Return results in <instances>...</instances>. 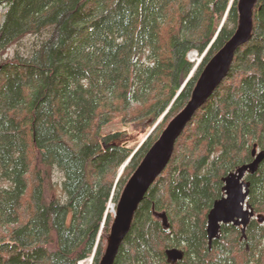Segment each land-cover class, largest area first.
<instances>
[{
  "label": "trees",
  "instance_id": "obj_1",
  "mask_svg": "<svg viewBox=\"0 0 264 264\" xmlns=\"http://www.w3.org/2000/svg\"><path fill=\"white\" fill-rule=\"evenodd\" d=\"M0 49L32 36L0 64V264H100L127 181L189 102L207 62L233 37L238 0H0ZM253 36L178 138L139 204L113 264H264V223L223 224L210 247L207 215L223 177L264 151V0ZM22 51H21V50ZM202 61L196 65L190 54ZM188 79V80H187ZM167 111L165 116H161ZM160 122L157 124V121ZM120 121L137 149L111 143ZM128 164L122 166L128 160ZM64 176V197L54 174ZM248 202L264 214V161ZM158 212H166L169 226Z\"/></svg>",
  "mask_w": 264,
  "mask_h": 264
},
{
  "label": "water",
  "instance_id": "obj_2",
  "mask_svg": "<svg viewBox=\"0 0 264 264\" xmlns=\"http://www.w3.org/2000/svg\"><path fill=\"white\" fill-rule=\"evenodd\" d=\"M258 1L238 0L239 19L233 37L207 62L199 74L189 102L171 119L159 139L153 144L127 181L117 202L116 213L107 236V246L100 264H113L119 246L131 228L139 204L149 187L169 164L178 138L199 107L209 99L228 75L238 47L252 38L253 14ZM252 155L253 161L241 165L223 177L224 194L214 202L207 215V233L210 247L215 239L221 237L223 224L240 226L245 235L246 228L252 218L264 223V214H257L248 202L251 185L245 178L247 173L254 174L257 172L264 161V151H258L257 145H254ZM128 162L129 160L126 161L123 168ZM157 215L162 220L163 225L168 227L167 213L158 212ZM165 254L167 260L175 264L183 260L185 251L179 247H169L165 250Z\"/></svg>",
  "mask_w": 264,
  "mask_h": 264
},
{
  "label": "rangeland",
  "instance_id": "obj_3",
  "mask_svg": "<svg viewBox=\"0 0 264 264\" xmlns=\"http://www.w3.org/2000/svg\"><path fill=\"white\" fill-rule=\"evenodd\" d=\"M6 11H7V6L0 5V22L2 21L3 15ZM31 41H32V36H27L20 43L19 42L14 43V44L6 47V48L0 49V64L3 62L4 59L13 56L15 54L17 48L19 49L21 43H22V45L24 44V48H25V44L28 45L31 43ZM202 55L204 56V53ZM190 58L193 61L194 60L197 61L196 66L198 67V64L202 61L203 57L198 56L196 52H192L190 54ZM197 67L193 69V71L191 73L192 75H193L194 71L197 69ZM166 113H167V111L161 116L160 120H162V118L165 116ZM160 120L157 121V124L160 122ZM156 125H154L149 131L141 132V131L136 130L133 127V125H131L130 123L124 124V123H121L120 121H115V122L107 125L106 127H104L103 132L105 134H111L112 135L111 143L122 144L128 148H133V150L135 151L143 144V142L147 139V137L152 133V131L154 130ZM54 178L56 180L55 194L57 196H63L64 197V190H63V184H62L64 176L62 175V173L60 171L57 170L54 174ZM116 206H117V202H115L113 199H110V201L108 203V207H107V209L109 210L108 212L111 213L112 215H114L115 210H116ZM81 263L82 264H93V258L90 257L88 259L82 260L78 264H81Z\"/></svg>",
  "mask_w": 264,
  "mask_h": 264
},
{
  "label": "bare ground",
  "instance_id": "obj_4",
  "mask_svg": "<svg viewBox=\"0 0 264 264\" xmlns=\"http://www.w3.org/2000/svg\"><path fill=\"white\" fill-rule=\"evenodd\" d=\"M82 264V263H81Z\"/></svg>",
  "mask_w": 264,
  "mask_h": 264
}]
</instances>
